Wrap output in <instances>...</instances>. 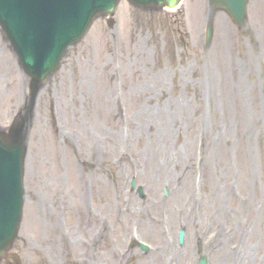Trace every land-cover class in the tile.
Returning <instances> with one entry per match:
<instances>
[{"label":"rangeland","instance_id":"1","mask_svg":"<svg viewBox=\"0 0 264 264\" xmlns=\"http://www.w3.org/2000/svg\"><path fill=\"white\" fill-rule=\"evenodd\" d=\"M202 1L170 12L121 0L41 85L26 129L20 264H176L182 226L186 238L198 228L226 233L232 264H264V0H251L244 31ZM9 46L0 30L7 128L30 97ZM133 178L143 199L130 191ZM167 221L173 245L160 231ZM132 238L149 252L129 248Z\"/></svg>","mask_w":264,"mask_h":264},{"label":"water","instance_id":"2","mask_svg":"<svg viewBox=\"0 0 264 264\" xmlns=\"http://www.w3.org/2000/svg\"><path fill=\"white\" fill-rule=\"evenodd\" d=\"M246 1L247 0H214V2L223 4L226 7H228L229 9H231V11L236 13L238 15L236 17H238L240 19V21H242L244 19V13L243 12L245 10V5H246L245 2ZM13 2H15V0H2L1 1V8L3 9L2 14L6 17L8 23L10 25H12L14 23L12 21L14 15L9 14V13H11V11L13 9ZM54 2H55L54 7H52L50 10H48L47 6H46V7L42 8V11H43L44 16H46V22H44L45 23L44 26H45V28H47L49 30V32H48L49 34H47V38L52 40L53 46L56 47L59 45V42H61L65 38V30H64V22H63L64 16L62 15L61 11L59 10V9H61V10L65 11V9H64V6L62 4H58V2L56 0H54ZM135 2L139 5H147V6L149 4H155V5L167 4L169 6V8H174L179 3V0H135ZM106 5L107 4H103L102 8H99V9H96V8H98V7H96L95 8L96 10H94L93 13L97 14L99 12H106V11H107V13H110L113 11V8L115 7L116 2L113 6H110V7H106ZM84 12L85 11H82V12H80V14H83ZM89 15L86 18V20H83L82 25L79 27V30H77L78 31L77 33L81 32L82 29L86 26V24H88ZM50 18H51V21L53 23V26H50V24H49ZM59 19H60V21H59ZM4 25H6V27H7L6 23ZM73 28L75 29L76 25ZM74 41H75V39H71V40L67 41V43H65V45L63 43L62 45H64V46H63L61 52H63L64 49L67 48V46L72 44ZM26 63L31 64L32 62L26 61ZM26 63L24 62L25 65H26ZM56 65H57V62L53 63V65L48 67V69L49 68L54 69L56 67ZM26 66H28V65H26ZM0 144L7 151L19 150V147H17V146L11 147V146H8L7 144H3L1 142H0ZM10 241H11V239H8L5 241V243H3V244L0 243V244L5 245L6 243H9Z\"/></svg>","mask_w":264,"mask_h":264},{"label":"bare ground","instance_id":"3","mask_svg":"<svg viewBox=\"0 0 264 264\" xmlns=\"http://www.w3.org/2000/svg\"><path fill=\"white\" fill-rule=\"evenodd\" d=\"M143 114H144L145 117L149 118V121L152 120V116L153 115H151L150 112L143 111ZM165 174H166V172L164 173V175ZM184 188L185 187L182 186L181 190H184ZM153 222H154V219H153ZM154 225H155V223H154ZM222 248H223V250H222L223 253L218 257V264H227L229 262V259H230V254L228 252V250H229L228 245H224V246L221 247V249ZM224 258L226 259V262H224V260H223Z\"/></svg>","mask_w":264,"mask_h":264}]
</instances>
